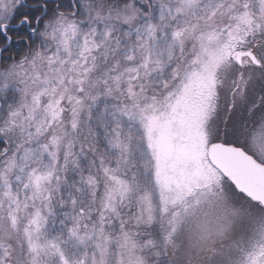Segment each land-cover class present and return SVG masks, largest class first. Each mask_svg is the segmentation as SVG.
<instances>
[{"label":"snow or ice","instance_id":"6c2138e0","mask_svg":"<svg viewBox=\"0 0 264 264\" xmlns=\"http://www.w3.org/2000/svg\"><path fill=\"white\" fill-rule=\"evenodd\" d=\"M0 264H264V0H0Z\"/></svg>","mask_w":264,"mask_h":264}]
</instances>
